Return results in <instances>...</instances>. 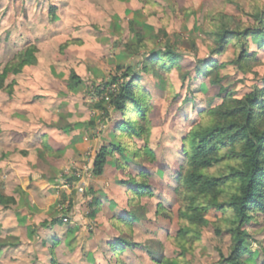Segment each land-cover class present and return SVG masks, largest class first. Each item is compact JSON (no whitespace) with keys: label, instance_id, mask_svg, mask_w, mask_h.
Here are the masks:
<instances>
[{"label":"clouds","instance_id":"obj_1","mask_svg":"<svg viewBox=\"0 0 264 264\" xmlns=\"http://www.w3.org/2000/svg\"><path fill=\"white\" fill-rule=\"evenodd\" d=\"M0 264H264V0H0Z\"/></svg>","mask_w":264,"mask_h":264}]
</instances>
